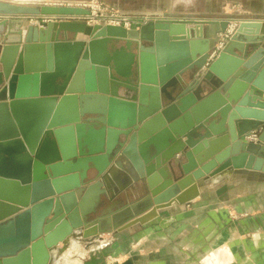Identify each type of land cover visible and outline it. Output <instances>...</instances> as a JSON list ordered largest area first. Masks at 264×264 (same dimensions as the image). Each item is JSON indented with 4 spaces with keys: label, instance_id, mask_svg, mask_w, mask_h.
Listing matches in <instances>:
<instances>
[{
    "label": "water",
    "instance_id": "water-1",
    "mask_svg": "<svg viewBox=\"0 0 264 264\" xmlns=\"http://www.w3.org/2000/svg\"><path fill=\"white\" fill-rule=\"evenodd\" d=\"M0 12L90 14L7 2ZM202 23L238 27L218 51ZM262 25L0 23V264H50L76 231L122 232L216 176L264 174ZM61 32L86 39L52 38Z\"/></svg>",
    "mask_w": 264,
    "mask_h": 264
},
{
    "label": "crops",
    "instance_id": "crops-1",
    "mask_svg": "<svg viewBox=\"0 0 264 264\" xmlns=\"http://www.w3.org/2000/svg\"><path fill=\"white\" fill-rule=\"evenodd\" d=\"M80 1L85 0L74 2ZM105 1L130 14L150 15L152 20L258 21L263 23L264 35V17L245 16L236 6H208L207 0ZM12 22L16 21L9 24ZM64 22L70 21L52 23ZM202 24L206 40L222 34L220 26ZM53 37L60 41L86 39L83 34L63 32L52 33ZM220 41L226 42L218 40L215 45ZM126 203L117 201L109 209L117 211ZM73 247L61 264H264V174L244 171L216 176L188 204L174 203L144 224L122 232L113 229Z\"/></svg>",
    "mask_w": 264,
    "mask_h": 264
},
{
    "label": "built area",
    "instance_id": "built-area-1",
    "mask_svg": "<svg viewBox=\"0 0 264 264\" xmlns=\"http://www.w3.org/2000/svg\"><path fill=\"white\" fill-rule=\"evenodd\" d=\"M102 0H89V1H57L51 3L50 7L55 8H77L83 10H89L90 15H52V16H25V15H10L0 12V23L11 21H24L31 25H40L42 22L53 21H70V22H84L89 26L101 25V26H116L122 27L126 30L139 29L141 25L152 20L150 15L144 14H130L120 10L119 8L100 2ZM235 26H231L230 29L223 35V38L229 39L233 35ZM223 48V43L218 46V51ZM217 52L212 54L214 58Z\"/></svg>",
    "mask_w": 264,
    "mask_h": 264
},
{
    "label": "rangeland",
    "instance_id": "rangeland-1",
    "mask_svg": "<svg viewBox=\"0 0 264 264\" xmlns=\"http://www.w3.org/2000/svg\"><path fill=\"white\" fill-rule=\"evenodd\" d=\"M57 1H75V0H22V2H15V0L14 1L13 0H0V2H7V3L20 4V5H30V6H36V7L48 6L51 3H55ZM85 1H89V0H85ZM100 2H105L106 3L105 0H102ZM207 4H208V6H210V5H212V6L216 5L217 6L218 5L221 8H224V7L226 8L228 6H230V7L236 6L238 8V13H241V14H243L245 16H249V17L251 16V17H255V18L264 17V0H207ZM86 11L90 12L89 10H86ZM88 15H90V14H88ZM22 22L24 23L25 26L31 25V24H28V23H26L24 21H22ZM4 23H8L9 24V22H4ZM78 23H84V22H78ZM35 26H39V25H35ZM93 26H95V25H93ZM231 26H235L236 27L235 30L233 31V35H234V33H235V31H236L238 26H237L236 23H232L228 27L227 31L230 29ZM225 33H222L220 35V39L219 40H226V41L228 40L226 38H223V35ZM221 43H223V42L220 41L217 44V47ZM71 250H74V247ZM64 257L66 258V256H64ZM62 263H65V260H63Z\"/></svg>",
    "mask_w": 264,
    "mask_h": 264
},
{
    "label": "bare ground",
    "instance_id": "bare-ground-1",
    "mask_svg": "<svg viewBox=\"0 0 264 264\" xmlns=\"http://www.w3.org/2000/svg\"><path fill=\"white\" fill-rule=\"evenodd\" d=\"M15 2H22V0L21 1L20 0H15ZM83 240L84 239L82 237L81 231H76L75 235H73L71 238H69V240H67L68 242L66 243V247L65 248H63V246H62V247L53 249L50 252V258H52L50 264H61L62 263L61 260L62 261L65 260L64 256L67 257L68 251L71 248H73V246L75 244H77V243H81L82 244Z\"/></svg>",
    "mask_w": 264,
    "mask_h": 264
}]
</instances>
